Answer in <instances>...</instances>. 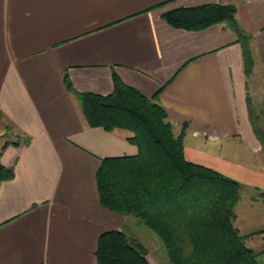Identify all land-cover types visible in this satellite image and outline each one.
<instances>
[{
  "label": "crops",
  "instance_id": "obj_1",
  "mask_svg": "<svg viewBox=\"0 0 264 264\" xmlns=\"http://www.w3.org/2000/svg\"><path fill=\"white\" fill-rule=\"evenodd\" d=\"M212 3L236 6L250 75L226 24L188 30L164 17ZM115 77L157 95L177 134L186 126L189 161L243 184L235 225L246 241L264 232L263 145L248 106L250 81L264 77V0H0V135L14 136L0 148L9 141L1 162L14 169L0 181V264H98L103 232L131 233L129 215L101 204L96 173L138 147L128 130L90 126L78 95L109 94Z\"/></svg>",
  "mask_w": 264,
  "mask_h": 264
},
{
  "label": "trees",
  "instance_id": "obj_2",
  "mask_svg": "<svg viewBox=\"0 0 264 264\" xmlns=\"http://www.w3.org/2000/svg\"><path fill=\"white\" fill-rule=\"evenodd\" d=\"M236 12L234 4L212 3L170 10L164 17L172 26L188 30L226 24L243 45L245 73L250 75L254 63L250 36ZM65 79L73 90L67 76ZM78 95L90 126L128 130L129 141L138 147L134 155L101 160L96 178L104 207L133 216L153 230L172 264H260V253L247 245L235 225L243 184L186 158V126L179 134L175 132L157 95L147 96L118 77L109 94ZM248 106L264 153V129L250 95ZM8 144L0 151V181L14 175V169L1 162ZM257 198L264 199V191ZM95 254L98 264H150L141 242L119 229L101 234Z\"/></svg>",
  "mask_w": 264,
  "mask_h": 264
},
{
  "label": "rangeland",
  "instance_id": "obj_3",
  "mask_svg": "<svg viewBox=\"0 0 264 264\" xmlns=\"http://www.w3.org/2000/svg\"><path fill=\"white\" fill-rule=\"evenodd\" d=\"M250 92L251 97L253 98V105L256 109V113L258 114L257 118L259 119L261 127L264 129V77L252 78V80L250 81ZM2 130L3 128L0 127V132ZM9 139H14V136H12L10 132L6 135H0V148L4 141ZM258 189L264 191V189L261 188H257L254 190ZM261 191H254L256 192L255 197H259ZM246 195L247 194H244V196ZM130 217L131 221L127 228L131 231V233L128 236L133 239H136L137 241H140L141 244L147 249L148 254L146 255V257L149 262L151 261L153 263L155 261L158 264H172L171 260L167 255L163 243L161 242L160 238L156 235V233L146 225L140 223L133 216ZM258 234L259 235H255L250 240H247L246 243L248 246L251 245L252 247H249H251L253 250L260 253V264H264V232H259Z\"/></svg>",
  "mask_w": 264,
  "mask_h": 264
}]
</instances>
